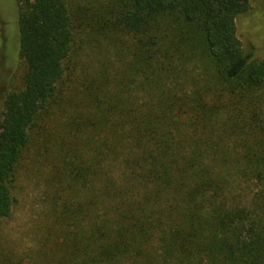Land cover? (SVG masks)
I'll list each match as a JSON object with an SVG mask.
<instances>
[{
    "label": "trees",
    "instance_id": "16d2710c",
    "mask_svg": "<svg viewBox=\"0 0 264 264\" xmlns=\"http://www.w3.org/2000/svg\"><path fill=\"white\" fill-rule=\"evenodd\" d=\"M17 4L22 85L0 98V219L46 132L51 255L0 264H264V58L238 35L251 0Z\"/></svg>",
    "mask_w": 264,
    "mask_h": 264
},
{
    "label": "rangeland",
    "instance_id": "374dc122",
    "mask_svg": "<svg viewBox=\"0 0 264 264\" xmlns=\"http://www.w3.org/2000/svg\"><path fill=\"white\" fill-rule=\"evenodd\" d=\"M251 6V11L238 21V35L246 52L254 51L255 58H264V0H251ZM89 52L85 49L75 55L74 62L79 64L76 75L83 71L81 67L88 66ZM18 53L17 0H0V98L6 91L22 85ZM37 130V142L26 151L16 172L13 213L0 219V255H51L50 246L42 247V236L54 191L51 178L56 172L52 165L57 161V149L49 143L46 132L40 135L42 131ZM47 130L51 131L50 125Z\"/></svg>",
    "mask_w": 264,
    "mask_h": 264
}]
</instances>
